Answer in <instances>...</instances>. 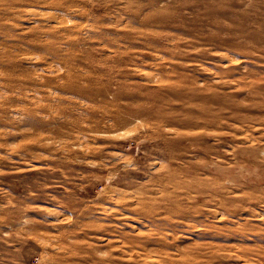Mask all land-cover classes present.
<instances>
[{"label": "rangeland", "instance_id": "1", "mask_svg": "<svg viewBox=\"0 0 264 264\" xmlns=\"http://www.w3.org/2000/svg\"><path fill=\"white\" fill-rule=\"evenodd\" d=\"M0 264H264V0H0Z\"/></svg>", "mask_w": 264, "mask_h": 264}]
</instances>
